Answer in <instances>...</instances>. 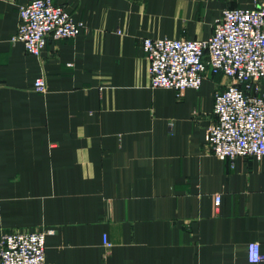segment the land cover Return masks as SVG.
<instances>
[{"label":"crops","instance_id":"obj_1","mask_svg":"<svg viewBox=\"0 0 264 264\" xmlns=\"http://www.w3.org/2000/svg\"><path fill=\"white\" fill-rule=\"evenodd\" d=\"M26 1L0 0V235L43 230L46 264H252L264 158L231 164L205 140L229 79L151 88L141 41L207 39L258 0H54L82 31L39 56L11 41Z\"/></svg>","mask_w":264,"mask_h":264},{"label":"built area","instance_id":"obj_2","mask_svg":"<svg viewBox=\"0 0 264 264\" xmlns=\"http://www.w3.org/2000/svg\"><path fill=\"white\" fill-rule=\"evenodd\" d=\"M18 24L11 41L39 56L48 39L75 37L82 31L72 13L54 0H27L18 8ZM120 33L119 30H117ZM141 48L148 60L149 87L168 88L180 96L198 89L208 75L229 79L214 93L215 121L205 140L212 153L231 161L250 156L264 158V0L252 8H223L207 39L144 37ZM35 92H46V82L34 79ZM215 205L220 196H215ZM106 248L111 246L102 236ZM252 264H264L258 242L246 245ZM0 264H46L43 230L0 235Z\"/></svg>","mask_w":264,"mask_h":264}]
</instances>
